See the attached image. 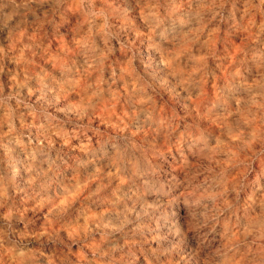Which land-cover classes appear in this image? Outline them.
<instances>
[{"label": "clouds", "instance_id": "9594fccd", "mask_svg": "<svg viewBox=\"0 0 264 264\" xmlns=\"http://www.w3.org/2000/svg\"><path fill=\"white\" fill-rule=\"evenodd\" d=\"M0 264H264V0H0Z\"/></svg>", "mask_w": 264, "mask_h": 264}]
</instances>
